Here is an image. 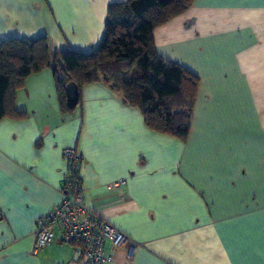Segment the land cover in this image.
<instances>
[{"label": "crops", "instance_id": "1", "mask_svg": "<svg viewBox=\"0 0 264 264\" xmlns=\"http://www.w3.org/2000/svg\"><path fill=\"white\" fill-rule=\"evenodd\" d=\"M121 1L0 0V40L90 50ZM153 38L199 78L187 140L150 131L101 84L62 112L52 70L30 75L16 91L26 118L0 121V264H82L57 236L32 254L37 221L63 198L65 148L85 205L134 243L130 260L107 243L110 264H264V0H194Z\"/></svg>", "mask_w": 264, "mask_h": 264}, {"label": "trees", "instance_id": "2", "mask_svg": "<svg viewBox=\"0 0 264 264\" xmlns=\"http://www.w3.org/2000/svg\"><path fill=\"white\" fill-rule=\"evenodd\" d=\"M193 1L110 3L101 40L90 50L56 51L46 36L1 39L0 121L26 118V113L16 107V91L24 87L30 75L50 68L62 112L67 110L65 86L69 82L78 86L79 95L84 86L101 84L117 95L121 104L138 109L150 131L185 142L190 134L199 78L162 58L156 52L153 33L183 14ZM66 243L76 250L80 246L75 239Z\"/></svg>", "mask_w": 264, "mask_h": 264}, {"label": "built area", "instance_id": "3", "mask_svg": "<svg viewBox=\"0 0 264 264\" xmlns=\"http://www.w3.org/2000/svg\"><path fill=\"white\" fill-rule=\"evenodd\" d=\"M66 175L64 179L63 198L49 215L40 218L34 231L32 254L49 246L56 239L61 242L76 240L82 264H110L114 252H106V244L112 249L129 246L127 259L132 258L134 243L121 230L99 218L83 202L78 181L79 156L74 148H65Z\"/></svg>", "mask_w": 264, "mask_h": 264}, {"label": "water", "instance_id": "4", "mask_svg": "<svg viewBox=\"0 0 264 264\" xmlns=\"http://www.w3.org/2000/svg\"><path fill=\"white\" fill-rule=\"evenodd\" d=\"M65 95L67 108H75L79 102V89L74 82H69L65 86Z\"/></svg>", "mask_w": 264, "mask_h": 264}]
</instances>
